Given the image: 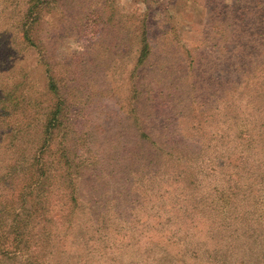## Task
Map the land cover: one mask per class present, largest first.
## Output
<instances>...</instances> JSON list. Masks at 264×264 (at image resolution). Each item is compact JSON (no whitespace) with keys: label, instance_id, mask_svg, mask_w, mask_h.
Listing matches in <instances>:
<instances>
[{"label":"trees","instance_id":"1","mask_svg":"<svg viewBox=\"0 0 264 264\" xmlns=\"http://www.w3.org/2000/svg\"><path fill=\"white\" fill-rule=\"evenodd\" d=\"M49 2L31 0L27 14L29 24L38 21L39 18L32 17ZM224 4L216 13L217 26L213 32L206 31L201 45L197 46V49L208 47L214 57L212 67L203 72V86L198 85L200 76L193 56L189 62V68L194 70L190 82L177 85L168 81L164 75L166 67L155 63V48L147 25L142 24L141 33L136 36L139 48L134 52L131 68L125 71L111 67L117 79L130 80L132 109L127 118L116 123L115 130L104 129V141L108 143L103 154L97 151L101 158L99 164L91 166L94 172L89 177L93 179H86L81 172V186L77 182L80 169L88 166L84 163L89 161L84 146L67 148L59 142L54 151L50 148L55 132L68 127V118L62 113L65 102L58 100L44 115L40 130L42 152L36 155L29 170L32 175H22L26 181L14 196L20 211L14 219V241L23 256L33 259L34 245L40 248L49 264H125L122 257L130 253L131 256L141 253L139 264H175V258L186 256L181 252L195 253L191 246L184 249L192 243L193 225L198 221L200 201L197 196H191L197 180L215 172L228 174L229 179L236 177L228 168L235 161L237 167L245 168V152L252 155V143L263 136L260 128L264 123L258 127L264 122L261 0H224ZM29 29L24 30L25 41L35 46ZM198 55L203 58L202 54ZM47 71L51 73L49 68ZM48 81L50 89L57 94V83L51 74ZM205 92L212 93L208 105L202 98ZM174 93L183 95L176 100L173 99L176 94L171 98ZM143 95L144 103L139 100ZM6 99L4 109L17 107L9 96ZM163 110H167L169 116L161 114ZM160 117L164 126L163 132L158 134L154 125ZM178 120L190 121L194 130L192 141L183 142L174 134ZM99 137L97 135L96 139ZM108 167L112 168L108 170ZM100 173H103L101 178ZM59 182L67 193L62 206H69L68 213L64 210V223L70 224L76 212L73 229H66L71 231L68 235L61 234L63 224L60 225L61 218L55 220L57 206L51 204L49 198ZM167 182L174 183L168 185ZM175 184L180 185L182 193L186 192L187 201L181 203L175 198L176 193L171 190ZM171 192L172 195H168ZM133 210L144 217V230L140 238L124 242L125 235L135 230V225L129 228L128 220L136 217V225L141 221ZM2 225L0 221V256H6L10 242L2 232ZM37 234H41V238ZM212 235V229H207L202 245H207ZM127 264L138 263L133 259Z\"/></svg>","mask_w":264,"mask_h":264},{"label":"rangeland","instance_id":"2","mask_svg":"<svg viewBox=\"0 0 264 264\" xmlns=\"http://www.w3.org/2000/svg\"><path fill=\"white\" fill-rule=\"evenodd\" d=\"M30 2L0 0V221L10 242V252L0 256V264H49L40 248L32 247V259L23 256L14 241V219L20 212L14 196L26 181L22 175L30 173L36 155L42 152L40 130L44 115L58 100L65 102L62 113L68 118V127L55 132L50 148L54 151L59 142L67 148L84 146L89 161L80 169L77 182L81 186V172L86 179H93L89 177L94 172L91 166L99 164L108 143L104 141V129L115 130L116 123L127 118L132 109L131 83L125 77L117 79L111 67L125 71L131 68L142 24L147 25L155 48V63L166 67L164 75L168 81L177 85L190 82L194 70L189 68V62L193 56L200 76L198 85L203 86V72L212 67L214 57L208 47L197 46L206 31L213 32L217 10L225 6L224 0H50L32 17L38 21L29 24ZM261 7L264 13V0ZM28 28L35 46L25 41L23 33ZM50 74L57 83V94L50 89ZM179 95L183 93H174L171 98L180 100ZM211 95L205 92L202 97L207 105ZM8 96L17 107L3 108ZM139 100L143 102L144 95ZM161 114L169 116L167 110ZM163 126L160 117L155 122V132L162 133ZM174 129L178 139L192 141L194 130L189 120H178ZM260 132L263 136L252 143L254 153L245 152V168L237 167L236 161L228 168L236 177L229 179L228 174L215 172L197 180L191 196L200 201L198 221L193 225L192 243L184 249L191 246L195 253L181 252L186 256L175 258V264H264V127ZM94 141L98 143L92 148ZM115 181L121 185L119 179ZM171 190L181 203L188 200L180 185L171 186ZM51 191L50 202L58 207L55 220L61 218V234L68 235L71 231L66 229H73L76 212L70 224L64 223V210L69 211V206H62L67 200L66 190L59 182ZM133 212L141 221L136 225V217L128 220L129 228L135 225V230L129 229L134 233L125 235L124 242L140 238L144 230V217ZM210 228L214 235L206 241L207 245H202ZM37 235L41 238V234ZM137 256L130 253L122 261L127 264L135 259L139 264L142 255ZM192 259L203 262L193 263Z\"/></svg>","mask_w":264,"mask_h":264}]
</instances>
